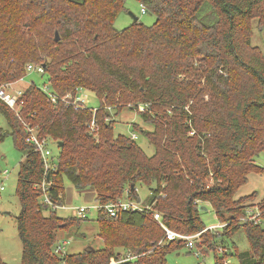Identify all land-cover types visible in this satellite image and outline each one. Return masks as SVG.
<instances>
[{
	"label": "trees",
	"instance_id": "1",
	"mask_svg": "<svg viewBox=\"0 0 264 264\" xmlns=\"http://www.w3.org/2000/svg\"><path fill=\"white\" fill-rule=\"evenodd\" d=\"M136 1L155 23L117 31L125 0H0V82L24 79L28 64L41 66L58 99L52 103L31 82L18 111L58 147L48 173L18 116L0 100L8 128L0 127V142L10 136L24 154L16 183L19 264H165L169 253L186 248L184 241L158 245L164 232L142 212L112 217L104 209L121 199L139 203L137 184L150 189L151 210L180 234L202 232L199 206L211 207L227 225L203 232L208 249H197L212 252L213 264L230 256L238 264H264V196L257 203L255 193L235 198L249 174L264 175L255 163L264 153V56L251 48L249 27L257 19L264 28V0ZM79 87L95 95L96 109L60 101ZM126 107L152 126L137 128L154 149L151 157L134 138L113 132L114 117ZM64 179L94 193L103 249L54 253L58 231L76 232L87 221L57 216ZM43 183L51 205L41 200ZM250 210L260 212L259 223L246 219ZM125 228L136 229L135 237L125 236ZM240 230L248 248L230 252L226 242ZM0 264H7L1 254Z\"/></svg>",
	"mask_w": 264,
	"mask_h": 264
},
{
	"label": "rangeland",
	"instance_id": "2",
	"mask_svg": "<svg viewBox=\"0 0 264 264\" xmlns=\"http://www.w3.org/2000/svg\"><path fill=\"white\" fill-rule=\"evenodd\" d=\"M124 7L125 9L118 14L114 23L117 31H122L132 24V18L129 13L136 16L138 21L145 26L150 27L155 23V17L148 12L143 14L141 12V5L136 0H125ZM249 27L251 30V48L259 55L264 56V28L259 25L257 19L251 21ZM49 35L51 36V34ZM31 82L42 89L48 83L46 76L32 71L28 72L24 79L9 83L11 88L9 92L21 91ZM9 84L0 82V86L3 87ZM82 97H86L87 99L85 103L87 108L96 109L98 107L99 101L92 92L85 90L82 92ZM137 112L136 110H130L129 107L124 108L118 117H114L113 132L116 135L119 134L129 138L133 136L135 143L141 148L144 154L147 157H151L154 154V149L137 128L140 127L142 130L151 131L152 126L142 123ZM134 125H136L135 129L133 128ZM0 127L3 128L4 132L8 130L6 121L2 117H0ZM50 149L52 155L56 157L58 154L57 145L51 143ZM23 160L24 154L15 149L12 138L10 136L5 137L0 142V184L4 185V191L0 195V254L7 264H19L21 261L22 247L16 231V217L20 213V204L16 196V183L19 163ZM255 163L259 167L264 168V153H261L255 158ZM5 172H7L6 175L4 174ZM63 185L65 203L63 207L56 209L57 216L61 218L74 217L76 216L74 210L79 207H85L88 210L86 212L87 221L82 222L76 232L73 230L70 232L66 230L58 231V243L61 242L62 238L67 242L61 256L79 254L84 252L88 246L94 250L103 249L104 242L99 237L96 224L98 205L95 201L94 193L90 190L77 191L67 179H64ZM135 191L139 204H142L144 207L150 206L148 205L150 189L144 185L137 184ZM253 193L257 195L254 203L259 202L264 196V175L256 173L249 174L247 183L240 188L235 198ZM41 200L43 201V197ZM200 205L206 206L205 204ZM206 208L207 211L201 215L205 228L209 229L218 226L220 223L216 219L211 207L207 206ZM151 209H153L152 206ZM147 217V221L151 222V216ZM213 232L219 233V229L213 230ZM123 233L129 238H134L137 230L125 228ZM226 244L229 245L230 252L233 251V253L243 252L248 248L243 230H240L230 240H227ZM197 246L200 247L202 253L208 249V243L205 242V239L199 238L196 246L192 250L182 247L177 251L169 253L166 257L165 264H213V253L209 251L201 254ZM117 250L122 251L121 248ZM225 264H238V262L234 256H230L226 259Z\"/></svg>",
	"mask_w": 264,
	"mask_h": 264
},
{
	"label": "built area",
	"instance_id": "3",
	"mask_svg": "<svg viewBox=\"0 0 264 264\" xmlns=\"http://www.w3.org/2000/svg\"><path fill=\"white\" fill-rule=\"evenodd\" d=\"M141 12L144 14L146 13L145 10L143 8H141ZM26 70L28 72H32L35 71L39 74H43L44 70L41 66H34V65H30L28 64L26 66ZM44 88L42 89L43 92H45L48 97L50 98L52 103H56L57 102V98L55 97L54 93L50 90L48 85H44ZM9 90H11L10 88V84L7 86H0V100L2 102H4L12 111H14V113L18 116V111L21 107V105L23 104V101L20 99L22 96V90L21 91H12L9 92ZM85 91V89L83 88H76L74 90V93H68L66 94L64 97H62L60 99L61 102L66 103L67 105H71L74 107L75 110H79V109H83L86 108L87 106L85 105V103L87 102L86 97H82V92ZM20 122L22 123L25 131H26V142L28 144H31L34 147V152L40 154L43 164H44V169H45V173H48L50 170H54L55 168V164L53 163L55 156L52 155L51 149H50V144L53 143L55 144L53 141H51L50 139L46 138V137H41L39 135V128L37 126H32L31 124L25 122L24 120H22L19 116H18ZM90 129L92 130V132H95V124L94 122L91 123ZM133 138V136H132ZM5 175L7 174V172L4 173ZM41 190L44 194L43 198H44V202L47 203L48 205H51L49 199L47 198L46 195V187L44 185V183L41 185ZM4 191V185L0 184V195L1 193ZM104 209L107 211V213L114 217L116 216V214H118L119 212L122 211H139L142 212L144 215L146 216H151L152 220L158 224L163 232H164V236L162 238V240L159 242L158 245H164L168 242H173V241H184L186 244V248H188L189 250H192L195 247L196 242L199 240L200 235L203 232L206 231H213V230H217L219 229V231L224 228L227 224H219L216 227H212L209 229H204L202 232L196 233V234H192V235H184V234H180L177 233L171 229H169L167 226H165L163 224V222L161 221V215L157 212H153L151 210V206H142V204H139L137 202L134 201H129L126 199H121L118 200L116 203H112L109 205H106L104 207ZM87 208L85 207H79L75 209L76 212V216L80 217V218H86V212H87ZM259 216H260V212L256 211L254 212L253 210H250L248 212V218L251 220L253 223L257 224L260 222L259 220ZM64 249V243L57 245L54 249V253L55 254H62ZM219 252H222V247H219ZM131 259V257L126 256L125 258H123L121 260V262H125L127 260Z\"/></svg>",
	"mask_w": 264,
	"mask_h": 264
},
{
	"label": "water",
	"instance_id": "4",
	"mask_svg": "<svg viewBox=\"0 0 264 264\" xmlns=\"http://www.w3.org/2000/svg\"><path fill=\"white\" fill-rule=\"evenodd\" d=\"M131 18H132V23H137L138 22V18L136 16H134L133 14L129 13ZM55 40L58 41L59 37H58V33H55ZM61 144H58V146H60ZM49 177V175L47 176V178ZM133 188V187H132ZM199 210L201 211H207V208L205 206H199ZM92 249L90 247L86 248L85 251L89 252Z\"/></svg>",
	"mask_w": 264,
	"mask_h": 264
},
{
	"label": "crops",
	"instance_id": "5",
	"mask_svg": "<svg viewBox=\"0 0 264 264\" xmlns=\"http://www.w3.org/2000/svg\"><path fill=\"white\" fill-rule=\"evenodd\" d=\"M92 192V191H91ZM64 206V205H63ZM62 206V207H63ZM75 211V210H74ZM87 218V217H86ZM83 234V233H82ZM64 243V247L66 246V244H67V242L65 241V240H63V238H62V240H61V242L60 243H58V245H60V244H63ZM89 247V246H88ZM88 247H86V248H88ZM91 248V247H90ZM92 249V248H91ZM64 250V249H63ZM82 253V252H81Z\"/></svg>",
	"mask_w": 264,
	"mask_h": 264
}]
</instances>
